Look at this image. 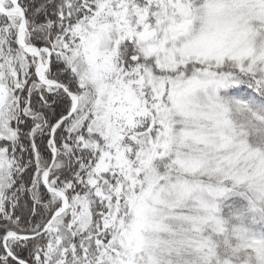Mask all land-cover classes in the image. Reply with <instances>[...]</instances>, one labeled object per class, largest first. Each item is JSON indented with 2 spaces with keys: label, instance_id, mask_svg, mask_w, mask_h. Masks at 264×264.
Wrapping results in <instances>:
<instances>
[{
  "label": "snow or ice",
  "instance_id": "1",
  "mask_svg": "<svg viewBox=\"0 0 264 264\" xmlns=\"http://www.w3.org/2000/svg\"><path fill=\"white\" fill-rule=\"evenodd\" d=\"M0 264H264V0H0Z\"/></svg>",
  "mask_w": 264,
  "mask_h": 264
}]
</instances>
